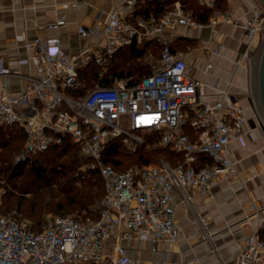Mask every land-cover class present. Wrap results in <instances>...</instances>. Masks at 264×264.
Segmentation results:
<instances>
[{
	"label": "built area",
	"instance_id": "2783aa9c",
	"mask_svg": "<svg viewBox=\"0 0 264 264\" xmlns=\"http://www.w3.org/2000/svg\"><path fill=\"white\" fill-rule=\"evenodd\" d=\"M117 1L121 7L113 8L103 25L77 27L80 36L93 38L78 54L67 55L58 38L17 37L32 53L16 64L32 65L35 74L12 70L0 56V125H16L24 136L14 162L68 137L85 159L79 169L98 171L104 182V195L92 208L95 216H55L39 231L31 229L16 210L0 208V264H137L135 245L176 242L180 234L176 207L182 206L186 215L194 213L195 196L208 197L218 179L235 173L237 160L227 154L228 145L244 134L253 137L252 130L245 129V109L229 90H219L214 101L199 94L202 83L188 73L182 53L171 47L174 39L163 32L176 25L233 24L242 29L247 41L246 56L264 38V7L257 0H245L251 16L239 24L230 8H215L219 0H199L213 9L210 21L202 23L177 0L164 14L146 16L136 14L140 0ZM64 24L60 17L48 27ZM149 41L161 45L150 74L135 84L115 79L111 86L98 83L78 93L84 87L81 69L96 65L102 77L121 48ZM12 78L24 80L17 95L8 90ZM256 115L264 128L257 111ZM149 136L153 144L169 149L179 159L174 163L160 159L123 170L104 162L110 141L119 139L121 148L132 154L149 146ZM197 215L202 240L219 264H224L213 241L214 232L207 228L208 220ZM259 215L237 264H264V239L259 236L264 209Z\"/></svg>",
	"mask_w": 264,
	"mask_h": 264
},
{
	"label": "crops",
	"instance_id": "0c3cea01",
	"mask_svg": "<svg viewBox=\"0 0 264 264\" xmlns=\"http://www.w3.org/2000/svg\"><path fill=\"white\" fill-rule=\"evenodd\" d=\"M146 1L140 0L137 15L146 16L143 13ZM221 3L231 9L239 24L251 16L245 0H221ZM120 7L117 0H0V56L12 70L35 74L32 65L16 64L32 53L22 47L17 37L27 40L39 37L43 41L58 38L65 53L75 55L93 41L92 37L80 36L77 27L103 25L109 12ZM60 17L65 19L64 25L56 29L48 27ZM163 34L174 40L180 37L194 41L190 50L175 51L182 53L188 73L202 83L199 94L206 101H214L219 90H229L235 102L245 109V129L252 130L253 137L244 134L227 147V154L237 160L235 173L218 179L208 197L193 199L195 210L208 220L207 228L214 232L213 241L224 264H237V256L264 209V130L253 107L251 72L245 66L247 41L239 26L224 22L201 28L176 25L165 29ZM23 84V79L12 78L8 90L17 95ZM185 217L183 207L177 206L175 221L180 234L176 242L137 243L134 248L137 264H219L208 243L202 240L201 228Z\"/></svg>",
	"mask_w": 264,
	"mask_h": 264
},
{
	"label": "trees",
	"instance_id": "16d2710c",
	"mask_svg": "<svg viewBox=\"0 0 264 264\" xmlns=\"http://www.w3.org/2000/svg\"><path fill=\"white\" fill-rule=\"evenodd\" d=\"M173 1L175 0H147L143 13L149 15L152 12L155 15H162L171 7ZM181 1L185 10L196 21L207 23L212 15V8L204 6L199 0ZM215 8L225 9V6L219 0ZM191 42L190 39L178 37L173 40L171 47L175 51L188 46ZM152 50H158L157 56L159 57L161 45L155 41H149L142 47H139L135 42L124 46L116 53L102 77H100L99 68L96 65L92 64L81 69L79 76L84 82V87L78 90V93L83 94L85 90L96 86L98 83L111 86L116 78L126 79L129 84L137 83L152 72L149 66L142 62V57L146 51L152 52ZM150 138L151 136L147 140L151 142L152 138ZM23 142L24 136L20 127L0 125V187L3 184H12L17 178L26 177L27 174L31 175V182L38 184V188L43 187L45 189L54 184L56 186L47 189V191L55 193H52L53 195L50 193L51 199L49 200H46V195L43 194L45 191L35 192L36 194L32 197L33 201L28 203L29 209L26 210L30 219L29 227L35 231L41 230L44 224L42 214L46 211H76L78 217L95 216L96 212L92 208L104 195V182L98 171L87 170L85 173L78 171L81 163L85 162V159L80 155L79 146L68 137H64L61 143L52 145L42 152L32 154L29 158L15 163L14 155ZM159 148L160 152L164 154V159L168 162L174 163L177 158L179 159V155L169 149ZM147 153L143 147L139 148L136 153H128L121 148L119 139H114L108 144L103 159L106 164L111 165L116 170H123L129 167L124 166V160L132 155L140 154L138 157L140 164L137 165L149 163L151 158L147 157ZM206 159L204 158V161ZM40 183L43 186H40ZM17 186H22V184L19 183ZM21 189L25 193L29 192L25 188L21 187ZM53 189L55 191H52ZM10 195L12 194L10 193ZM18 196V198L24 197ZM8 197L10 196L8 195ZM2 211L7 212L9 210L2 209ZM81 212L85 213L80 214ZM60 215H64V213ZM259 236L264 239V227L260 229Z\"/></svg>",
	"mask_w": 264,
	"mask_h": 264
},
{
	"label": "rangeland",
	"instance_id": "374dc122",
	"mask_svg": "<svg viewBox=\"0 0 264 264\" xmlns=\"http://www.w3.org/2000/svg\"><path fill=\"white\" fill-rule=\"evenodd\" d=\"M264 38L261 39L259 41V43L253 47V49L249 50L248 52V55L245 56L246 60H245V66L247 69L250 70V76L252 74V68H253V61H254V58L258 55L259 53V50H260V47L262 45V42H263ZM192 42L188 45V46H184V47H181L180 49L182 50H187V49H191L193 47V43L194 41L191 40ZM245 52V51H244ZM158 50L154 51L152 50V52H149V51H146V53L144 54V56L142 57V62L143 63H146L149 68L151 70H153V66L156 65L157 63V60H158ZM121 79V78H119ZM123 79V78H122ZM126 80V79H124ZM91 88H95V86L91 87ZM253 107L256 109L258 115H259V112H258V109H257V106H256V103H255V100H254V97H253ZM260 117V120L264 123L263 121V118L259 115ZM148 138V137H147ZM146 138V139H147ZM151 139V138H150ZM152 140V139H151ZM149 142V146H146V147H143L147 152H149L150 154H148L147 157H150L151 160H150V164H155L157 163L160 159H164V154L162 152H160V148L159 146H156V144H153L152 142L148 141ZM14 155V154H13ZM140 154L138 155H132L131 157L127 158L124 160V166H130V165H137V164H140L139 160H138V157H139ZM13 157V156H12ZM166 160V159H165ZM148 164V163H146ZM82 165V163H81ZM80 165V166H81ZM80 168V167H79ZM78 171H80V173H85V171L83 170H80L78 169ZM27 178V179H26ZM31 175L30 174H27L26 177H23V178H17L15 180V182L13 181L12 184H3L1 187H0V208L1 210L2 209H5V210H9V211H14V210H18L17 213H18V216L24 221L26 222L28 225H30V219L28 218L27 216V208L29 207L28 206V203H31V201H33V196L34 194L40 192V191H45L43 194L46 195V200H49L51 199V196H50V193L52 194H55L54 192H50V191H47V189H50V188H54L56 186L52 185V186H49V187H46L45 189L43 187H37L38 184H35V182H31ZM27 180V181H26ZM22 184V186H17L18 184ZM38 183V182H37ZM40 186H43L41 183L39 184ZM22 188H25L27 189L29 192L28 193H25L22 189ZM39 189V190H38ZM37 191V192H36ZM52 191H55V189H53ZM36 192V193H35ZM10 193L12 195H10ZM52 194V195H53ZM8 195L10 197H8ZM18 195H22L24 196L23 198H18L19 196ZM35 199V198H34ZM29 209V208H28ZM64 215H69V216H77V212L76 211H73V212H63V211H46L42 214V219L44 220V225H46L48 223V221L50 219H52L53 217L55 216H60V214H63ZM85 212H81L80 214H83ZM197 211L194 209V213H191L186 215V220L189 222V223H192L194 224L195 226L199 227V223H197V220L195 221V219L197 218ZM42 226V227H43ZM41 227V228H42Z\"/></svg>",
	"mask_w": 264,
	"mask_h": 264
},
{
	"label": "water",
	"instance_id": "95a60500",
	"mask_svg": "<svg viewBox=\"0 0 264 264\" xmlns=\"http://www.w3.org/2000/svg\"><path fill=\"white\" fill-rule=\"evenodd\" d=\"M257 1L264 7V0ZM251 93L254 97L259 115L264 121V40L258 55L253 61L251 74Z\"/></svg>",
	"mask_w": 264,
	"mask_h": 264
}]
</instances>
